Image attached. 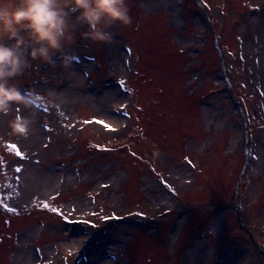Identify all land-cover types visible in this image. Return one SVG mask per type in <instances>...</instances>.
Here are the masks:
<instances>
[{"label": "rangeland", "instance_id": "obj_1", "mask_svg": "<svg viewBox=\"0 0 264 264\" xmlns=\"http://www.w3.org/2000/svg\"><path fill=\"white\" fill-rule=\"evenodd\" d=\"M260 1L127 0L131 23L107 43L68 18L74 39L55 63L13 81L33 106L0 116V264H59L64 250L75 264H264ZM17 113L27 136L9 128ZM62 193L58 219L37 209ZM106 211L118 219L97 235L70 222Z\"/></svg>", "mask_w": 264, "mask_h": 264}, {"label": "clouds", "instance_id": "obj_2", "mask_svg": "<svg viewBox=\"0 0 264 264\" xmlns=\"http://www.w3.org/2000/svg\"><path fill=\"white\" fill-rule=\"evenodd\" d=\"M87 30L82 33L94 42L113 39L108 29L116 23H131L127 0H0V116H8L16 107L31 108L32 94H23L13 82L39 59L55 63L73 39L68 18ZM72 57H63V66L71 67ZM32 120L17 113L10 121L13 134L27 136Z\"/></svg>", "mask_w": 264, "mask_h": 264}, {"label": "snow or ice", "instance_id": "obj_3", "mask_svg": "<svg viewBox=\"0 0 264 264\" xmlns=\"http://www.w3.org/2000/svg\"><path fill=\"white\" fill-rule=\"evenodd\" d=\"M121 83H123V82H121ZM98 123H103V121H98ZM12 147H13V149L16 150L17 155H23V153H21V152L19 151V149L16 148V145H13ZM18 170H19V169H18ZM45 206L48 207V205H45ZM51 210L54 211V212L59 211L58 209H55V208H53V209H51ZM93 215H95V213H93ZM64 218H65L66 220L68 219L67 217H64ZM103 219H104V220L118 219V217H115V216H111V217H109V216H105V217H103ZM70 222H72V223H83V224H89V225H91L93 228L96 227V225H95L92 221H90V220H88V221H70Z\"/></svg>", "mask_w": 264, "mask_h": 264}, {"label": "trees", "instance_id": "obj_4", "mask_svg": "<svg viewBox=\"0 0 264 264\" xmlns=\"http://www.w3.org/2000/svg\"><path fill=\"white\" fill-rule=\"evenodd\" d=\"M130 131H131V130H130ZM130 131H129V132H130ZM129 132H127V133H129ZM127 133H126V134H127ZM96 144H98V143H95V144L92 145V146H93V147H94V146H98V147H99V144H98V145H96ZM168 216H170V215H168Z\"/></svg>", "mask_w": 264, "mask_h": 264}, {"label": "flooded vegetation", "instance_id": "obj_5", "mask_svg": "<svg viewBox=\"0 0 264 264\" xmlns=\"http://www.w3.org/2000/svg\"><path fill=\"white\" fill-rule=\"evenodd\" d=\"M254 1H256V0H254ZM260 3H263L264 4V0H261ZM261 15H264V12Z\"/></svg>", "mask_w": 264, "mask_h": 264}]
</instances>
